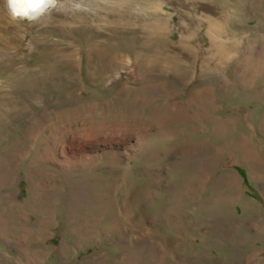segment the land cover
<instances>
[{
    "label": "rangeland",
    "instance_id": "374dc122",
    "mask_svg": "<svg viewBox=\"0 0 264 264\" xmlns=\"http://www.w3.org/2000/svg\"><path fill=\"white\" fill-rule=\"evenodd\" d=\"M0 0V264H264V0Z\"/></svg>",
    "mask_w": 264,
    "mask_h": 264
},
{
    "label": "clouds",
    "instance_id": "9594fccd",
    "mask_svg": "<svg viewBox=\"0 0 264 264\" xmlns=\"http://www.w3.org/2000/svg\"><path fill=\"white\" fill-rule=\"evenodd\" d=\"M9 17L13 20L36 21L57 7L56 0H3Z\"/></svg>",
    "mask_w": 264,
    "mask_h": 264
}]
</instances>
